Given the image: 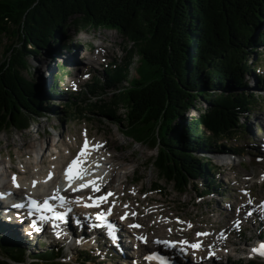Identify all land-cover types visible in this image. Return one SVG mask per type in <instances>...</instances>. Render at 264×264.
<instances>
[{
    "label": "trees",
    "instance_id": "1",
    "mask_svg": "<svg viewBox=\"0 0 264 264\" xmlns=\"http://www.w3.org/2000/svg\"><path fill=\"white\" fill-rule=\"evenodd\" d=\"M72 26L116 30L130 48L124 65L112 63L104 80L88 85L93 101L84 93L70 97L67 117L99 115L136 143L150 144L159 181L175 183L180 193L202 177L206 192L218 184L216 167L196 150L224 151L226 142L237 152L232 141L244 134L242 120L259 99L246 77L262 61L264 0H0V135L27 130L48 111L60 114L29 59L66 48L62 37ZM135 58L139 77L125 86ZM192 110L199 116L189 117ZM0 252V264H65L58 249L28 262L18 243L1 236Z\"/></svg>",
    "mask_w": 264,
    "mask_h": 264
},
{
    "label": "rangeland",
    "instance_id": "2",
    "mask_svg": "<svg viewBox=\"0 0 264 264\" xmlns=\"http://www.w3.org/2000/svg\"><path fill=\"white\" fill-rule=\"evenodd\" d=\"M261 30L263 31L264 27ZM62 39L63 45L67 47L61 49L59 53L52 51L51 54H42L37 58L29 59L36 82H39L40 76L43 75L48 86V77L51 76V73L55 77H61L58 91L46 99L57 110L60 109V114L56 115L48 111L44 117L34 121L27 130H14L1 134L0 162L11 157L14 170L18 173L20 160L27 161L28 157H34V154L31 153V149L34 147L44 145V149L48 152L45 157L47 159L51 150L54 149L55 136L61 140L60 148L71 147L74 154L81 148L85 138L93 142L94 145L108 144V148L100 151V155H102V160H106L107 157H115L116 161L106 166L116 165V172L113 174L110 172L116 180L112 182L110 190L107 189L106 193L117 191L119 199L109 202L107 207L112 208L113 205L116 210L132 211L134 214L132 216L136 215L137 217H135L142 222L138 229L141 227L143 230L148 229L146 234L149 237L166 238L170 237L168 235L173 232L175 233L174 237L191 234L192 238H195L197 232L209 233L212 237L217 236V240H225L224 242L237 240L238 249H242L240 251L242 253L250 251L249 242L261 241L260 234H264V214H259L256 211L255 214L258 217L254 215L248 217V213L252 212V206L257 210L264 202V153L261 152V149L257 152L254 151L255 145L259 142L254 144V140L259 138L264 140V132L259 129L260 126L264 127V78L258 77V75L264 74V46L258 48L263 54L261 55L262 61L257 62L256 59L254 62L256 67L261 65V69L246 77L248 90L256 94L259 99L250 114H247L242 120L246 125L244 134L232 141L237 152L230 151V146L226 142H223L226 145V150L221 152L213 145L209 148L196 150V157L207 155L208 160L216 166L215 177L219 182L214 187L210 186V190L205 192L208 180L202 177L194 181V184L188 187L184 193H180L176 191L175 183L159 181L157 170L150 164V159L156 157L158 152L150 144L136 143L132 138L126 137L116 122L102 116L87 113L85 118H82L84 116L77 113L70 119L67 117L68 114L63 112L65 111L64 105L70 100V96H79V93L93 80L95 82L98 76L104 77L103 70L107 65L110 63L124 65L130 44L119 32L110 28L78 31L75 26H72ZM7 42V40L4 41L5 44ZM57 46L54 44L52 48L56 49ZM47 63L50 68L49 75L45 67ZM140 65L141 62L135 58L129 71L128 82H123L125 86L133 78L139 77ZM62 66H64L63 70ZM55 77L54 79H56ZM109 93H111L110 90H107L106 95ZM84 97L89 98L90 101L95 99L87 93ZM203 107L206 108L204 105ZM122 113L124 111H120L119 115ZM197 114L199 112L191 111L189 117H194ZM259 148H261V144ZM251 151L258 154H252ZM110 174L108 172V175ZM155 184L159 187L158 191L153 190ZM257 203L259 206H256ZM151 213L155 215L148 217L147 215ZM1 216L0 225L4 227L7 224L2 221ZM180 221L183 222L182 225L172 228V222L179 223ZM240 221L241 224L235 225ZM25 226L26 224L23 223V227L19 230L10 227L18 231L19 235L22 230L24 232L22 236L25 238L19 237L13 231H7L14 234L19 240L23 239L20 240V244L27 252L28 262H31V258H29L31 254H46L45 252L58 249L62 254L59 260L65 264H80L78 258H82L84 255L89 258L87 264H125L124 260L117 258L119 254H113L112 251L106 249L105 244L107 243L99 246H91V244L85 246L77 243V246H72L67 240L52 239V242H44L39 237V239L27 237ZM188 230L190 232L187 233ZM241 230L242 232H240ZM261 236L264 239V236ZM228 249L230 253L224 262L238 258L233 248L228 247ZM83 251L86 254H83ZM107 251H109L108 254ZM208 251H210L209 246L202 252V258L206 257ZM133 252L136 253L132 247L128 253L133 255ZM133 258V264L141 263L139 261L141 258ZM255 261L264 264L263 260ZM202 264L208 263L205 261Z\"/></svg>",
    "mask_w": 264,
    "mask_h": 264
},
{
    "label": "bare ground",
    "instance_id": "3",
    "mask_svg": "<svg viewBox=\"0 0 264 264\" xmlns=\"http://www.w3.org/2000/svg\"><path fill=\"white\" fill-rule=\"evenodd\" d=\"M91 60H92V58H91ZM60 141H61L60 138L58 139V141L56 143L53 141L54 149L51 150V152L49 153V155L47 157L49 165L47 164V159H45L48 152L46 149H44L45 148L44 145H40L39 147H34L33 149H31V153L34 154V157H32V158L28 157L29 160H27V161L20 160V162L18 164V170H19L18 173L16 172V170H14V167H13L14 163H13V160L11 157L4 162H0V194L1 195L4 193L9 194V196H11V199L13 200V203H16V204H18V202H20V201L27 202L31 198L43 199L49 195H55L57 193V190H59L61 188V185H60L61 180L65 178V176H64L65 169L67 168V166L71 162V160L76 157L75 154L73 153L71 147L65 146L63 149L60 148L59 147ZM88 142L90 145H94L90 140H88ZM261 142L264 143V140ZM259 144H260V142H258L257 145H255L254 151L257 152V151H259V149H261V152L264 153V146L261 145V148H259L260 147ZM108 146H109L108 144H105L104 146H99L98 148H95L94 150L91 151V155L89 157H87L88 164L86 166L90 169V173H89V176L87 177V179H92V180H95L97 182L99 180L97 178L98 171L101 169H105L103 177L101 178V180H99L100 183L98 184V186L100 187V191L102 189V192L107 190V189L110 190L112 182H114V180H116L115 178H113V175L111 176V174H110V172H112V174L116 172V165L111 166V167L106 166V165L113 163V161H116L115 157H113V156L109 157V158L107 157L106 160H102L101 159L102 155H100V151L107 149ZM19 157H20V155H19ZM119 164H121V163H119ZM108 172L110 175H108ZM13 176L16 177V183L19 185V187L13 186V182H12ZM107 178H109V179L107 180ZM34 182H35V185H34ZM116 192L117 191L113 192L112 193L113 195L108 197V202H114L115 200L119 199V194H117L118 192L117 193ZM88 194H90V192H86L83 195L86 196ZM85 196H81V197H84V199H85ZM76 197L77 196H75L71 200H69L70 203L67 205L68 207H70L72 209V213L77 214L79 217H81L82 215H90V210L83 207L82 204L77 205L74 203ZM0 201H3V199L1 198ZM86 201L88 202L90 200H86ZM86 201H82L81 203H85ZM21 211H23V210H18V208H14L13 211H11V215L14 216V220L16 221V223H9V219L4 220V222L7 223L6 227L8 228L7 229L5 227L6 231L7 230L13 231L19 237L22 236V233L24 234V232H22V230H20V235H19L18 231H15V230L11 229L10 227H13L14 229L16 228V230H19V228H22V225H23L22 219H23V217H25V214L22 215ZM113 211L118 212L119 210H116V208L114 207ZM121 211H123V210H121ZM124 214H126V213H123L122 215H124ZM151 214H148L147 216L151 217V216H153L154 213L152 215ZM155 214H156V211H155ZM0 215L3 216V213L1 212V210H0ZM108 216H113V213H111V215H108ZM70 218H72V216ZM129 218H130V220L133 219V221H135V222L139 220V222H137V224L138 225L141 224L140 219L136 218L135 216H132L131 213L129 214ZM80 220H81V218H80ZM118 221H120V223H121L122 232H124V233L130 232V233H133L134 235H137L138 237H142V236L146 237L147 236L146 231L148 229L143 230V228H142L140 230L139 229L132 230L128 227L130 225V223H132L133 221H123L120 218H118ZM182 223H183L182 221H180L179 223L172 222L171 226H172V228H175L176 226L182 225ZM87 224H89V223H87ZM85 228H86V224L82 223L80 225V228H78L79 229L78 233L80 235L71 234L68 237V239H66L67 241H69L70 245L76 246V243H79V244L88 246L90 244H96L97 243V239H92V238L91 239H85V238L81 237V236H84ZM78 229H77V231H78ZM77 231H75V232H77ZM25 232H26L25 233V235H26L28 233V231L25 230ZM143 232H144V234H142ZM188 232H190V231L188 230L187 233ZM173 234H175V233L171 232V235H173ZM122 236H123V234H120V237H122ZM22 237H24V236H22ZM94 237L97 238L96 236H94ZM188 237L191 239H189ZM192 237L193 236L191 234H187V236L181 235L180 239H175V240H177V243L173 249H174V251L176 250L177 253L183 257V260H185V264H191L192 262L203 263L204 260H206V258L205 259L202 258V252L205 250V248H203L204 243H206L207 247H208V246H212L214 244L213 242H216L219 240L216 239L217 236H213L212 240L206 235L196 236L195 238H192ZM86 238H89V237H86ZM162 239L163 240H170V241L174 240V239H170V237H166V238H162ZM150 240L152 241L153 238L150 237ZM181 241H187L189 244L199 242L201 244V247L198 250H192V249L188 248L187 245L181 244L180 243ZM131 242H133L135 245L137 244V242L134 240ZM220 243H223V242L220 241ZM220 243H217V244L219 245ZM121 247L125 251H126V249H128V245H126V244H121ZM144 247H145L144 244H139V249L141 248V251L138 250L140 253H137L136 255L143 256V255H146L147 252L150 253V250H148V249H145V251H142ZM182 248L184 249L183 252L181 251ZM209 252H212L213 256L218 255V253L214 252L213 248L210 251H208V253ZM130 255H126L125 258L119 257V259L124 260L125 264H133V261H131ZM143 260H144V258H143ZM140 262H143V261L140 260ZM144 262H146L147 264H155V263H153V261H151L150 263H148L147 261H144ZM139 264H142V263H139Z\"/></svg>",
    "mask_w": 264,
    "mask_h": 264
},
{
    "label": "snow or ice",
    "instance_id": "4",
    "mask_svg": "<svg viewBox=\"0 0 264 264\" xmlns=\"http://www.w3.org/2000/svg\"><path fill=\"white\" fill-rule=\"evenodd\" d=\"M99 145H90L87 138H85L82 147L80 148V151L76 155L75 158L71 160V162L68 164L67 168L64 171V176L66 178V183L68 185V188L71 189L73 193L83 191L84 189L91 188L92 192L98 193L100 192V187L97 185L95 180L87 179L90 173V169L86 166L88 164L87 157L91 155V151L95 148H98ZM74 181L78 182L76 186H73ZM12 182L14 187H19V185L16 183V177H12ZM35 185V182H34ZM113 194L111 192L106 193L105 195H101L98 197L88 196L87 199L91 201V203H84L83 207L85 208H96L99 209L102 204H105L108 202V197L112 196ZM246 195V193H245ZM51 199L58 200L60 203V206L64 208L66 205H68L70 202L66 199L65 196L59 195V190H57L56 195L52 196ZM84 200V197L77 196L74 203L79 205ZM249 203H251L249 201ZM30 204L36 208L37 211H43L46 213H50L51 217L48 216H41L40 220L44 223H51L53 229H56L59 225V223L65 222V213L64 212H56L54 211L48 204V201L45 200L43 202V208L41 209L40 205L36 203V201L32 200L30 201ZM13 208H23V204H16L14 203L12 205ZM261 207H264V204L261 205ZM31 211V209H30ZM72 209L69 207L68 212H71ZM112 208L109 207L106 211H100L96 215V220L103 222L106 228L108 229V236L115 240V234L113 232L114 225L107 220V216L111 215ZM134 215V214H133ZM248 215H251V213H248ZM127 218V214L125 216H121L120 219L124 220ZM36 232L41 231L39 226L36 223H31L30 225ZM129 227L132 228H138L140 225L138 224H131ZM57 237H59V233H55ZM200 235H206L204 233H197V236ZM137 239H140L142 242H147L145 237H137ZM79 242V241H78ZM165 244H168L170 247H174L175 243L172 242H164ZM183 245H187L188 248L192 250H198L201 247V244L199 242L197 243H188L187 241H181L180 242ZM181 251L183 252L184 249L182 248ZM252 254L254 255H260L264 257V242L260 243L258 248H253L251 250ZM209 257L213 255L212 252L208 253ZM145 260L148 261H156L157 264H167V261L164 256L158 255L157 253L153 252L150 255H146L144 257Z\"/></svg>",
    "mask_w": 264,
    "mask_h": 264
}]
</instances>
